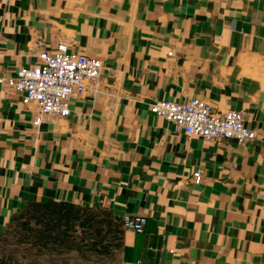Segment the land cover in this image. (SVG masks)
Instances as JSON below:
<instances>
[{
    "label": "crops",
    "instance_id": "obj_1",
    "mask_svg": "<svg viewBox=\"0 0 264 264\" xmlns=\"http://www.w3.org/2000/svg\"><path fill=\"white\" fill-rule=\"evenodd\" d=\"M60 42L101 75L67 118L0 84V232L66 202L146 218L120 264H264V0H0V78ZM189 98L241 111L255 138L207 142L149 111Z\"/></svg>",
    "mask_w": 264,
    "mask_h": 264
},
{
    "label": "built area",
    "instance_id": "obj_2",
    "mask_svg": "<svg viewBox=\"0 0 264 264\" xmlns=\"http://www.w3.org/2000/svg\"><path fill=\"white\" fill-rule=\"evenodd\" d=\"M39 63L21 67L14 76L0 78V84L12 88L24 105L35 104L38 116L67 118L71 113V98L81 96L88 84H94L101 75L103 63L99 58L72 51L60 42L55 49L39 53ZM149 111L172 124L173 132L198 136L207 142L235 140L243 142L256 136L239 110H214L204 99L186 101L161 99L152 102ZM200 170L192 173L194 183L201 180ZM124 229L142 232L144 216H122Z\"/></svg>",
    "mask_w": 264,
    "mask_h": 264
},
{
    "label": "rangeland",
    "instance_id": "obj_3",
    "mask_svg": "<svg viewBox=\"0 0 264 264\" xmlns=\"http://www.w3.org/2000/svg\"><path fill=\"white\" fill-rule=\"evenodd\" d=\"M124 230L105 209L30 203L0 232V264H120Z\"/></svg>",
    "mask_w": 264,
    "mask_h": 264
},
{
    "label": "trees",
    "instance_id": "obj_4",
    "mask_svg": "<svg viewBox=\"0 0 264 264\" xmlns=\"http://www.w3.org/2000/svg\"><path fill=\"white\" fill-rule=\"evenodd\" d=\"M33 203L44 204V205L55 204V202H51V201H47V202H33ZM61 203H66V202H61ZM31 204H32V203H31ZM67 204H71V203H67Z\"/></svg>",
    "mask_w": 264,
    "mask_h": 264
}]
</instances>
